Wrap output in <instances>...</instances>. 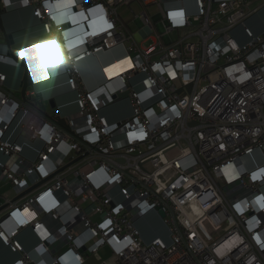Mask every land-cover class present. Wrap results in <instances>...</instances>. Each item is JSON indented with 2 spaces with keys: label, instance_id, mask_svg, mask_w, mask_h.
<instances>
[{
  "label": "built area",
  "instance_id": "2783aa9c",
  "mask_svg": "<svg viewBox=\"0 0 264 264\" xmlns=\"http://www.w3.org/2000/svg\"><path fill=\"white\" fill-rule=\"evenodd\" d=\"M252 1L74 0L64 14L60 0H0L3 12L32 9L48 36L35 49L55 47L78 106L64 130L43 114L33 77L24 100L0 72V181L17 195L35 188L6 201L0 220L14 264H38L17 239L26 229L34 251L69 246L48 264H84L105 247L115 264H264V33L247 25L264 5ZM136 3L145 10L134 35L117 12ZM117 46L128 65L104 69L105 83L88 90L78 63ZM14 55L0 43L1 63L19 67L25 53ZM123 94L131 117L110 123L100 112ZM153 213L168 241L144 238L138 223Z\"/></svg>",
  "mask_w": 264,
  "mask_h": 264
},
{
  "label": "crops",
  "instance_id": "0c3cea01",
  "mask_svg": "<svg viewBox=\"0 0 264 264\" xmlns=\"http://www.w3.org/2000/svg\"><path fill=\"white\" fill-rule=\"evenodd\" d=\"M258 14L250 18L247 21V25L254 31L255 34L262 35L264 33V14L262 22H258L257 24H255V19L257 18ZM3 16L8 31L14 33V45H16L17 43H22L23 41L35 39L38 40L42 35L47 36L43 30L41 23L36 20V18L33 16L32 9L29 7L21 6L11 9L8 12H4ZM236 33L237 38H239L241 42L246 41L247 38L242 29H238ZM0 39L2 40L1 43H6L3 35L1 34ZM38 42H35L28 46L35 45ZM142 43L144 44V42ZM13 46L10 49L13 54H15V52H17L18 50H21L26 47L22 46L17 50H13ZM35 54L39 61V67L44 70L43 78L39 82L35 80V84L37 83L36 87L38 91H40L42 93L41 95H43V97L45 98L39 104V106L42 110L45 111V104H50V101L53 99L56 101V108L53 109L51 107V109L54 111V114L50 115L48 113L50 116L60 115L64 119L69 118L70 116H74L78 111L77 94L71 90L68 84L67 76L64 75L63 72L58 73L56 70L54 72L52 71L54 69L53 64L57 60L55 47L53 45H50L49 47L41 50L36 49ZM127 56L128 55L124 47L117 46L112 50L101 52L97 56H90L86 60L78 63L79 74L82 78L85 87L88 90H93L98 86L104 84L106 81L104 69H111V74L106 71L111 76L117 75L128 65ZM24 63L27 65L26 61H24ZM0 72L7 75V82L5 84L4 90L11 96L17 98L20 97V91L22 90L23 75L25 73L24 69L0 62ZM18 90L19 95L16 96V94H14L13 92L17 91L18 93ZM118 106H123V110L117 112L115 109H117ZM44 113L47 112L45 111ZM100 113L101 115L105 116L110 123H117L130 118L132 110L130 102L128 100H124L106 107ZM59 127L62 128L60 125ZM19 141L21 143H27L25 137L20 138ZM38 146V143L31 145V147L29 145H25V157L27 159H34V149L38 148ZM0 159L3 161L6 160V158H2L1 156ZM2 188H9L13 192V197L1 194ZM24 195H17L13 191L12 186L9 183L3 180L0 181V220L3 219V215L7 210L6 201H10L12 203L18 202L22 199V197H24ZM150 216L151 222L152 224H154V226L156 227L155 229H157V231L152 233L151 231L144 228V222L140 221L138 225L140 226L144 238L148 241H151L156 237H160L163 239V237L167 236V234L161 224L162 222L159 218H157L155 213L151 214ZM13 226V223L7 222L5 224V229L10 232L13 229ZM157 232L161 235H159ZM17 239L27 251L33 252L32 257L38 264L51 263L53 257L63 254L69 247L63 242H56L52 244L51 253L44 250L34 251V249L38 246V239L31 229H26L21 232ZM101 250H108L112 255V252L108 247H105ZM94 256L95 255L85 254L86 260L84 264H101L103 262L107 264H115L113 256L111 260L103 259L101 261L93 259ZM19 258L20 254L12 252L11 249L0 240V264H14Z\"/></svg>",
  "mask_w": 264,
  "mask_h": 264
},
{
  "label": "rangeland",
  "instance_id": "374dc122",
  "mask_svg": "<svg viewBox=\"0 0 264 264\" xmlns=\"http://www.w3.org/2000/svg\"><path fill=\"white\" fill-rule=\"evenodd\" d=\"M263 5H264V0H254L249 4L248 8L250 10H255L257 8L262 7ZM144 10H145V8H143L140 4L136 3V4L132 5L131 7L124 6V7L119 8L117 13L122 18V20L124 22L129 24V27L132 30L133 34L137 35V33L139 32V28H140L141 24H140V21H138L135 16L141 14ZM146 11L150 14V16L153 17L158 12V9L156 6H151V7H148ZM263 14H264V11H262L258 14L257 18L255 19V24H257L258 22H260V23L262 22ZM172 38L174 40H177L179 38V35L177 33H175L172 35ZM47 39H48L47 36L42 35L38 40L35 39V40L23 41L22 43H17L16 45H14L13 50H17V49L21 48L22 46H28V45L33 44L35 42H38L40 40H47ZM1 41L2 40L0 39V43H1ZM150 44H153V41L149 40L146 42L147 46ZM13 93L16 94V96H18L19 90H18V93H17V91L13 92ZM123 108H124L123 106H118L117 109H115V110L118 112V111L123 110ZM45 111L47 113H49L50 115L54 114V111L51 109V106L49 103L45 104ZM12 193L13 192L9 188H2L1 189V194H5L9 197H13ZM157 218H159V217L157 216ZM160 221H161V219H160ZM143 222H144V228H146L147 230L151 231L152 233L157 231V229H155L156 227L151 222V216L150 215L145 217L143 219ZM161 224L163 226V223H161ZM163 228L165 229L164 226H163ZM165 231L167 234L166 229H165ZM158 234L161 235L160 233H158ZM163 239L168 241V234H167V236H164ZM111 258H112V255L108 250H101L97 255H95L93 257V259L99 260V261H101L103 259L111 260Z\"/></svg>",
  "mask_w": 264,
  "mask_h": 264
},
{
  "label": "water",
  "instance_id": "95a60500",
  "mask_svg": "<svg viewBox=\"0 0 264 264\" xmlns=\"http://www.w3.org/2000/svg\"><path fill=\"white\" fill-rule=\"evenodd\" d=\"M264 11V7L259 11L262 12ZM4 12L0 9V31L9 47V49L12 48V46L15 44V36L14 33L9 32L7 26L5 25V21H4ZM10 54L12 55V57L15 59V55L11 52L10 50ZM19 63V67L23 68L25 73L23 75V81H22V91H21V96L24 100H26L25 97V93H26V89L29 86L30 81L32 80V76L30 75V71L28 69V66L23 63L22 61H18ZM114 102L113 104H116L118 102L124 101V100H128V94H123V95H118V96H114L113 97ZM50 105L51 107L54 109L56 108V101L55 100H51L50 101ZM46 118H48L49 120L54 121L55 123H57L58 125H60L62 128L69 130L68 126H67V122L64 118H62L60 115L59 116H50L48 113H44ZM34 188H31L28 192H26L25 194H29L33 191ZM156 212L158 213L160 218H164L165 214L164 212L159 208L156 210ZM82 251H85V249H83Z\"/></svg>",
  "mask_w": 264,
  "mask_h": 264
},
{
  "label": "snow or ice",
  "instance_id": "6c2138e0",
  "mask_svg": "<svg viewBox=\"0 0 264 264\" xmlns=\"http://www.w3.org/2000/svg\"><path fill=\"white\" fill-rule=\"evenodd\" d=\"M60 2L64 9V14H70L74 0H60ZM173 15H180V14L174 13ZM101 18H102V13H101ZM104 23H107V21H104ZM108 27H111V25L108 24ZM66 37H67V34H66ZM23 52L25 53V55L20 57L21 60L26 61L28 69L31 71L33 79L39 82L43 78L44 70L39 67V61L35 54L36 52L35 45L24 47ZM52 71L54 72L55 69H53ZM106 71H108L111 74L112 70L107 69ZM237 208H239V205H237ZM25 211L27 212V210ZM28 214L31 215V213H28ZM21 223H23L22 220H21Z\"/></svg>",
  "mask_w": 264,
  "mask_h": 264
},
{
  "label": "clouds",
  "instance_id": "9594fccd",
  "mask_svg": "<svg viewBox=\"0 0 264 264\" xmlns=\"http://www.w3.org/2000/svg\"><path fill=\"white\" fill-rule=\"evenodd\" d=\"M89 37L91 38L92 36L89 35L88 38H89ZM91 39H92V38H91ZM91 42H92V41H91ZM86 43H88V42H86ZM85 48H87V46H86ZM83 50H84V49H83ZM22 62L24 63V60H23ZM30 75H31V74H30Z\"/></svg>",
  "mask_w": 264,
  "mask_h": 264
}]
</instances>
